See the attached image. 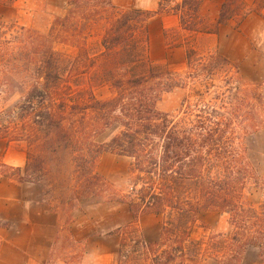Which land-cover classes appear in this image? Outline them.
I'll use <instances>...</instances> for the list:
<instances>
[{"label": "trees", "instance_id": "obj_1", "mask_svg": "<svg viewBox=\"0 0 264 264\" xmlns=\"http://www.w3.org/2000/svg\"><path fill=\"white\" fill-rule=\"evenodd\" d=\"M201 2L159 0L155 9H142L119 7L112 0H67L68 13L57 17L39 42L43 54L33 82L16 105L0 109V141L26 142L23 166L5 162L0 154V180L40 182L46 154L64 147L72 152L77 197L94 195L106 183L96 170L102 153L132 159L139 188L136 199L125 201L131 220L116 229L118 264H200L206 257L216 264H241L249 247L264 262V199L255 205L248 198L251 187L264 197V171L260 175L250 165L242 144L245 135L264 129L262 88L225 75L223 89L210 91L213 83H205V90L182 100L176 115L157 108L162 95L177 87L211 79L223 67L236 69L218 52L201 54L195 39L199 33H217L231 19L239 24L264 5V0L254 5L224 0L210 20L200 13ZM88 6L86 11L97 15L110 11L99 50L91 54L81 35L76 55L65 57L53 43L78 40L77 23L86 18ZM158 13L179 18L172 31L183 36L184 44L178 38L168 44L184 45L188 70L183 76L149 56L148 20ZM57 24L74 29V38L59 33ZM5 42L0 39V48ZM104 88L108 95L98 96ZM114 124L120 126L116 133L95 141ZM204 211L225 213L230 233L194 238L192 229ZM148 214L162 216L157 241H146L138 230V219ZM71 221L70 216L64 220L67 242L84 253L70 231ZM7 226L0 219V227ZM63 243L56 235L42 264H57Z\"/></svg>", "mask_w": 264, "mask_h": 264}, {"label": "rangeland", "instance_id": "obj_2", "mask_svg": "<svg viewBox=\"0 0 264 264\" xmlns=\"http://www.w3.org/2000/svg\"><path fill=\"white\" fill-rule=\"evenodd\" d=\"M112 1L124 8L155 9L158 4V0ZM67 9V0H0V39L7 40L0 48V109L16 105L22 93L31 85L35 67L43 54V47L39 44L42 35L48 34L54 20L65 16ZM100 12L97 15L86 11L82 15L86 18L78 20L79 35L74 34V29L66 31L57 24L56 29H61L59 33L72 35L70 39L76 35L78 40L74 44L55 41L54 49L65 57L75 56L78 50L76 45L81 43L80 36L84 35L91 54L99 50V39L110 15L108 10ZM167 14L158 13L148 20L149 56L157 63L168 64L169 68L183 76L188 70L184 53L171 51L173 46L168 44L178 38V34L172 31L178 27ZM228 26L230 29L227 28L222 37L228 35L227 31L235 30L237 33L223 39L220 47L236 69L223 67L211 79L191 81L163 94L157 102L160 111L176 115L182 100L185 97L194 98L195 91L205 90L207 82L214 85L210 91L223 89L221 79L225 75L255 83L264 92V5L243 22L238 24L233 19ZM182 37L177 41L184 44ZM218 43L214 37L197 36L194 46L201 54H205L207 51L216 52ZM96 93L100 97L108 95L105 88ZM119 129L120 126L114 124L95 136V141L108 140ZM242 144L246 159L261 175L264 171V129L245 135ZM25 150L24 140L0 141V154L7 152L8 160L15 161L22 152L26 159ZM71 153L64 147L47 153L46 174L40 182H34L37 186L29 182L12 181L20 187L16 193L9 194L7 199L0 195V219L8 222L7 227H0V264H42L48 258L52 242L58 234L64 243L58 249L57 264H118L119 236L116 229L131 220L125 201L136 199L139 188L136 173L131 172L132 159L124 155L102 153L96 170L106 180L105 185L94 195L77 197L74 192L78 189L77 173ZM248 198L255 205L264 199L255 187L250 188ZM69 216L72 218L70 231L81 242L80 248L84 249V253L72 248L67 242L69 233L64 228V220ZM227 218L225 213L201 212L192 229V236L200 238L217 232L229 234L231 227ZM161 220L162 216L155 214L143 215L138 219V230L146 241L159 239ZM200 264H216V261L206 257ZM241 264L264 262L257 256V250L249 247Z\"/></svg>", "mask_w": 264, "mask_h": 264}, {"label": "crops", "instance_id": "obj_3", "mask_svg": "<svg viewBox=\"0 0 264 264\" xmlns=\"http://www.w3.org/2000/svg\"><path fill=\"white\" fill-rule=\"evenodd\" d=\"M223 1L224 0H210V2H209V0H202V2L200 4V13L202 15L206 16L210 20H215L214 17L216 16V14H218L220 5H221V3ZM245 1L248 4H251V3L254 2V0H245ZM207 2H209V3H207ZM253 13L254 12H251L246 18H248L249 16H251ZM167 15H168V17H170L172 19L174 25H176V27H178L179 26V18H178V16L176 14H172V13H169ZM231 21H233V19L229 20L225 24H221L219 26V29H218V32L217 33H199L197 36L198 37L199 36H201V37L206 36L207 38L214 37L215 39H217V43L219 42L218 43L219 45H218V49L216 48L215 51L218 52L221 55L224 54L223 56L226 57L227 54L224 52V50H222V48L220 47V45H221V42H222L223 39L227 38L228 36H230L232 34H236L237 33V32H234L235 30H231V32L227 31L228 35L222 37L223 35L226 34V29L227 28L230 29V27L228 25H229V23H231ZM171 51L176 52V53H181V54H182V52L185 53L184 52V47L181 46V45L173 46V50H171ZM22 153L18 154V157L15 159V161L8 160L7 159V152L4 153V154H2L1 156H2V159L5 162L9 163V164L16 165V166H23V164L25 163V157H24V155ZM29 184L36 185L37 186V183L29 182ZM18 188H20V187H18V185H16V183H14L12 181L0 180V195H3V198L4 199H7L9 194L16 193V189H18Z\"/></svg>", "mask_w": 264, "mask_h": 264}]
</instances>
